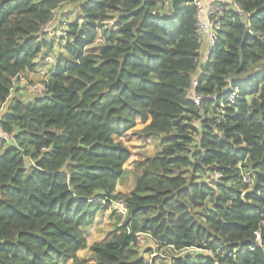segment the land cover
Here are the masks:
<instances>
[{"label":"trees","instance_id":"1","mask_svg":"<svg viewBox=\"0 0 264 264\" xmlns=\"http://www.w3.org/2000/svg\"><path fill=\"white\" fill-rule=\"evenodd\" d=\"M231 1L199 65L193 0H0V264H264V0ZM63 4L54 52L43 29ZM50 55L44 93L11 97ZM136 118L160 143L118 193ZM118 199V233L88 246Z\"/></svg>","mask_w":264,"mask_h":264},{"label":"built area","instance_id":"2","mask_svg":"<svg viewBox=\"0 0 264 264\" xmlns=\"http://www.w3.org/2000/svg\"><path fill=\"white\" fill-rule=\"evenodd\" d=\"M194 4L197 7V14H196V32L200 37L201 40V51L199 52L198 62L199 65H204L209 60L211 54L216 49V39L218 37V30L221 25V17L223 15V5L224 2H211L206 7L202 4L201 0H193ZM231 3L235 7L237 11H240L239 8L231 1ZM163 10H167L169 7L168 2L162 3ZM112 22L105 21L101 24L100 28H110ZM99 30V29H98ZM201 74V70L194 76L191 81L190 88L188 90V98L195 103H199L203 95L196 92L195 87L197 86L198 77ZM21 79V77H20ZM30 90L35 93L36 97L41 96L44 93V85L43 83H36L30 86ZM237 90L235 88L225 87L222 90V94L226 95V100L229 102H233L237 96ZM2 132V131H1ZM0 136L2 139L10 138L9 135L5 132ZM218 174H216V177ZM244 182L246 184L250 183L249 176L244 178ZM110 209L116 210L120 215L121 219L124 218L126 213V208L122 199L114 200L110 202ZM256 242L259 244L260 237L259 234L256 235ZM150 258V256L148 257Z\"/></svg>","mask_w":264,"mask_h":264},{"label":"crops","instance_id":"3","mask_svg":"<svg viewBox=\"0 0 264 264\" xmlns=\"http://www.w3.org/2000/svg\"><path fill=\"white\" fill-rule=\"evenodd\" d=\"M204 7H206L211 2H228L229 0H201ZM201 51V49H200ZM136 128L133 130H139L143 128L145 125L149 123V120L146 123H142L139 118H136ZM128 139V141H127ZM126 140V141H124ZM125 146L130 150V157L124 164V176L118 182L116 186V192L118 193H127L131 191L135 184V175L134 170L137 166H141L144 163V160L147 156L153 154L159 146L160 139L158 138H150L147 140H141L133 133H129L126 138H122ZM115 211L112 209H107L101 213H98L95 221L92 225L85 228V236L88 242V246H90L94 242H102L108 239L109 237L116 235L117 232V221L114 215ZM85 251L87 256H78L80 258L89 259L92 261L90 257V252L88 249L82 250Z\"/></svg>","mask_w":264,"mask_h":264},{"label":"rangeland","instance_id":"4","mask_svg":"<svg viewBox=\"0 0 264 264\" xmlns=\"http://www.w3.org/2000/svg\"><path fill=\"white\" fill-rule=\"evenodd\" d=\"M75 18V8L71 4H63L60 6L53 14V18L51 22L43 29L45 38L52 42L54 48L52 50L54 52H57V45L62 40V29L64 28V23L68 24L71 20ZM59 33V34H57ZM63 44V43H62ZM52 51V52H53ZM38 65L36 67V71L32 74H29L28 77H21L19 81H15L14 87L12 89V95L19 96L23 99L29 100L33 97H36L35 93L30 90V86L36 83H43L42 79L44 76H46V73L49 71V69L55 64V59L52 55L50 56H41L40 59L37 61ZM8 101H11V98L8 99ZM6 105H3V107L0 110L1 112L5 109ZM136 128V127H135ZM135 130H130L128 134L131 132L134 135ZM3 133L0 130V136ZM127 134V136H128ZM135 136V135H134ZM1 138V137H0ZM126 138V137H125ZM9 138L4 139L5 142ZM122 140V139H121ZM126 141V140H124ZM128 141V139H127ZM123 142V141H122ZM8 143V142H7ZM194 251V250H190ZM79 256H87L85 251H80ZM90 258V257H89ZM89 261V259H87Z\"/></svg>","mask_w":264,"mask_h":264}]
</instances>
